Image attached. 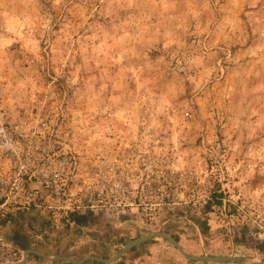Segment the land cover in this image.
Here are the masks:
<instances>
[{"label":"rangeland","instance_id":"rangeland-1","mask_svg":"<svg viewBox=\"0 0 264 264\" xmlns=\"http://www.w3.org/2000/svg\"><path fill=\"white\" fill-rule=\"evenodd\" d=\"M0 107L107 172L71 209L24 211L7 229L24 219L25 249L57 255L66 234L71 260L114 264L161 231L264 261V0H0Z\"/></svg>","mask_w":264,"mask_h":264},{"label":"built area","instance_id":"built-area-1","mask_svg":"<svg viewBox=\"0 0 264 264\" xmlns=\"http://www.w3.org/2000/svg\"><path fill=\"white\" fill-rule=\"evenodd\" d=\"M23 114L19 108L0 107V264L22 259L23 249L8 237L7 228L24 211L71 209L74 184L86 187L90 177L105 187L107 172L88 167L58 141L54 124ZM41 127L47 131L41 132ZM109 172L115 174L113 168Z\"/></svg>","mask_w":264,"mask_h":264},{"label":"crops","instance_id":"crops-1","mask_svg":"<svg viewBox=\"0 0 264 264\" xmlns=\"http://www.w3.org/2000/svg\"><path fill=\"white\" fill-rule=\"evenodd\" d=\"M23 220L24 219L20 220L21 224L15 226L18 231L15 232V231H9L8 230L7 234L9 237H11L15 240H18V239H21L20 235L26 236V233L21 231L22 227L26 224V222H23ZM12 225H10V227ZM69 236L70 235L63 234L62 239L51 242V246L53 245V247L56 248L54 251L57 253L58 256L71 257L70 254H72V251H74V242H76V241H73V239L66 240L67 237H69ZM156 240L157 239H153V240L151 239V240H147V241H144L142 243H139L138 245H135L134 247H132L131 249H129L127 251L128 254H125L124 257L122 259H120V261H118L114 264H226V263H215V262L197 263L198 261L186 259L180 253H178V251L175 249H172L173 251H171V250L165 251L169 254L168 257L164 256V255L159 256L158 253H156V249L158 248L157 244H160V243H157ZM39 242L44 243L43 241H37L36 244L37 243L40 244ZM181 245H182V243H181ZM53 247H51V249ZM42 251L47 252L49 250L42 249ZM51 251H53V250H51ZM162 252H163V250H162ZM92 257H94V256H92ZM79 261L80 262H70V261H66V260L49 261V260L42 259L41 257L36 256L33 258L28 257L26 264H104L98 259L87 258V257L83 258Z\"/></svg>","mask_w":264,"mask_h":264},{"label":"water","instance_id":"water-1","mask_svg":"<svg viewBox=\"0 0 264 264\" xmlns=\"http://www.w3.org/2000/svg\"><path fill=\"white\" fill-rule=\"evenodd\" d=\"M154 237H161L163 239H165L166 241H168L183 257H185L186 259L189 260H193V261H208V262H217V263H226V262H236L239 264H264V261H255V262H244L242 257H235V256H222V255H196V254H192V253H188L186 250H184L182 248V246L170 235H167L161 231H155L143 236H139L135 239H133L132 241H130L129 243L125 244L120 252L118 253L117 257H121L127 250H129L130 248H132L134 245L144 242L146 240H149L151 238ZM29 254H36V255H40L41 257L47 258V259H51V260H66V261H70V262H80V261H73L68 257H61L58 256L56 254H52L50 255H46L44 253H41L40 251L37 250H33V249H23V253H22V259L18 262L12 263V264H23L26 262L27 257ZM89 258H95L98 259L100 261H104V262H110L113 260L114 257L110 258V259H101V258H96V257H89Z\"/></svg>","mask_w":264,"mask_h":264},{"label":"trees","instance_id":"trees-1","mask_svg":"<svg viewBox=\"0 0 264 264\" xmlns=\"http://www.w3.org/2000/svg\"><path fill=\"white\" fill-rule=\"evenodd\" d=\"M218 203H220V201H217ZM14 242L18 245V246H20L22 249H25L26 248V245L24 244V243H22V242H20V240L18 241V240H14Z\"/></svg>","mask_w":264,"mask_h":264}]
</instances>
